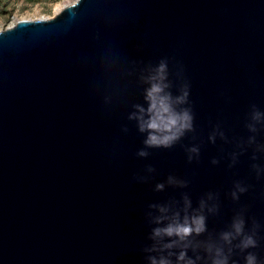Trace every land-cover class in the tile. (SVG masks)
<instances>
[{
    "label": "water",
    "instance_id": "1",
    "mask_svg": "<svg viewBox=\"0 0 264 264\" xmlns=\"http://www.w3.org/2000/svg\"><path fill=\"white\" fill-rule=\"evenodd\" d=\"M161 61L166 92L189 91L179 107L194 130L140 157L146 133L129 114L148 107L143 77ZM255 111L264 113V0H76L0 31V264H149L180 250L164 249L174 238L153 239V229L202 200L215 210H204L207 231L189 255L210 264L207 245L243 219L258 243L224 245L230 264L248 252L264 264Z\"/></svg>",
    "mask_w": 264,
    "mask_h": 264
},
{
    "label": "clouds",
    "instance_id": "2",
    "mask_svg": "<svg viewBox=\"0 0 264 264\" xmlns=\"http://www.w3.org/2000/svg\"><path fill=\"white\" fill-rule=\"evenodd\" d=\"M168 66L166 61H161L159 65L153 68L149 74L144 78L149 87L145 89V100L148 102V107L136 105V111L129 114L130 120L137 121L138 129L141 133H146L144 138L145 147L140 149L138 156L147 157L149 155V148H171L189 131L194 130V116L190 108L179 107L187 103L189 91L187 87L184 88L180 95L173 97L166 92L168 88L167 81ZM253 120L260 121L264 118V113L255 111L253 113ZM249 127L255 131V125L250 124ZM222 135V133H221ZM210 139L215 142V135ZM199 148L192 146L188 149L189 161L193 159V154L199 155ZM217 163V161H213ZM152 169H149L151 171ZM169 183H183L177 181L174 177H169ZM165 185L159 183L156 185L157 190H163ZM240 192L245 191L244 188H239ZM233 197L238 199L237 192H233ZM212 199L211 194L209 200ZM186 210L191 208V200L185 196ZM155 208L156 205H151ZM207 208L209 212L214 211V206H209L206 201L202 200L200 208L193 210L191 215L186 214L181 221L179 219V212L175 214L176 219L168 223L166 226L157 227L153 229L152 238L162 239L163 237L174 238L168 243L164 244V249L179 248L178 252L169 251L167 255L161 254L159 256L149 255V264H198L201 260L200 255H189V250L196 252V247L193 245V237L200 236L207 231V217L204 210ZM160 212H167L168 209L161 206ZM166 217H157V223ZM245 222L243 219H234L231 230L221 233V240L223 244L210 243L206 247V251L210 255V264H230V254L232 248L228 247L225 250L224 245L231 246L234 239L241 237L238 247L243 249L254 248L257 246V240L254 235L245 234ZM155 249H147L152 252ZM175 256V260L171 257ZM235 264V262H231ZM245 264H259L258 257L248 252L245 257Z\"/></svg>",
    "mask_w": 264,
    "mask_h": 264
},
{
    "label": "rangeland",
    "instance_id": "3",
    "mask_svg": "<svg viewBox=\"0 0 264 264\" xmlns=\"http://www.w3.org/2000/svg\"><path fill=\"white\" fill-rule=\"evenodd\" d=\"M76 0H0V31L21 20L48 19L57 14L59 6L73 4Z\"/></svg>",
    "mask_w": 264,
    "mask_h": 264
},
{
    "label": "bare ground",
    "instance_id": "4",
    "mask_svg": "<svg viewBox=\"0 0 264 264\" xmlns=\"http://www.w3.org/2000/svg\"><path fill=\"white\" fill-rule=\"evenodd\" d=\"M64 7L62 6H59L58 8H57V13H59L62 9H63Z\"/></svg>",
    "mask_w": 264,
    "mask_h": 264
}]
</instances>
